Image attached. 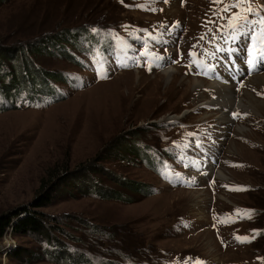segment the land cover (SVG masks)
Returning a JSON list of instances; mask_svg holds the SVG:
<instances>
[{
  "label": "rangeland",
  "instance_id": "374dc122",
  "mask_svg": "<svg viewBox=\"0 0 264 264\" xmlns=\"http://www.w3.org/2000/svg\"><path fill=\"white\" fill-rule=\"evenodd\" d=\"M145 3L149 0H0V84L13 75L27 80L26 72L34 69L56 85L53 100L0 110V216L31 206L56 186L50 203L38 211L49 234L71 253L84 252L87 259L94 253L104 264H264V104L260 113L224 125L220 113L206 106L213 82L185 74L176 64L177 49L180 63L193 59L190 51L199 57L201 51L202 61L226 67L228 54L216 51L223 49L217 28L226 21L214 11L222 5L151 0L148 8L135 7ZM261 5L264 0H253V6ZM88 24L97 26L75 33ZM55 33L58 45L35 48ZM148 33L152 37L145 41ZM145 44L163 57L151 71L149 57L142 55ZM228 44L233 51L248 50L250 40L241 36ZM250 74L240 77L248 88H236L242 98L245 90L256 97L246 95L249 106L250 96L264 102L259 96L264 84H249ZM262 74L264 67L253 72ZM194 79L205 85L200 93ZM209 136L220 158L215 183L207 177L195 185L183 174L185 183L174 185L164 175L167 168L158 171L167 160L171 172L182 173L181 156L192 153L194 138ZM238 186L244 190H233ZM119 194L125 200L115 197ZM237 209L251 210V219L238 218ZM251 234L258 235L255 241L235 239ZM3 241L13 248L0 253V264H65L47 256L41 234L12 229L0 247Z\"/></svg>",
  "mask_w": 264,
  "mask_h": 264
},
{
  "label": "trees",
  "instance_id": "16d2710c",
  "mask_svg": "<svg viewBox=\"0 0 264 264\" xmlns=\"http://www.w3.org/2000/svg\"><path fill=\"white\" fill-rule=\"evenodd\" d=\"M97 25L88 24L85 26H79L75 27L76 32L86 31L87 29L91 27H96ZM70 29H67V31L63 32H70ZM59 37L58 35H47L46 37L41 38L38 40V43L35 44V48H41V46H45L48 48V46H56L59 43ZM19 52L24 51V47H19L17 49ZM28 78L27 80H22L21 82H18L17 76L13 75L14 80H11L9 83H2L0 84V98H3L0 102V110H4L6 107H10L13 109L20 107L22 105L24 106H33L40 104L41 101L46 100L48 98H55V89H54V82L51 81L50 76L47 74H38L34 69H29L27 72ZM1 75V74H0ZM3 76V75H1ZM42 78V79H41ZM17 79V81H16ZM10 81V80H9ZM8 82V81H7ZM42 96V97H40ZM146 148V147H144ZM139 150V148H138ZM148 151V148L146 149ZM138 152V151H137ZM143 153V151L141 150ZM139 153V152H138ZM154 158L152 154H150V159ZM156 159V157H155ZM53 187L51 186L46 189L44 193L37 196L33 201L31 206H21L20 208L12 211V213H9L7 215H1L0 216V242L1 239L4 237L8 227L11 226L13 220L15 217H18L21 213L24 215L20 218H18L16 221H14V231L15 233H32V234H41L42 238L44 237L46 242L45 250L47 256L53 257L59 260L64 261L65 264H79V263H89L87 255L83 252L80 254V252H77L76 254L71 253L69 245L61 242L58 239H55L51 234H49V230H47L48 226L44 222L43 215H41L40 211H38L39 208L46 206L51 201V192L53 191ZM93 191H97L93 190ZM150 191V190H148ZM101 194V197H106L104 192ZM114 197V196H113ZM115 197H118L120 199L125 200L124 195L119 194ZM50 229V228H49ZM16 250V249H15ZM12 253V252H11ZM15 255L18 257L22 254V251H13ZM37 255L36 252L30 253V258H35ZM93 257L98 256L97 254H91ZM102 261H104L102 259ZM119 264H136L135 262H117ZM116 264V263H115Z\"/></svg>",
  "mask_w": 264,
  "mask_h": 264
},
{
  "label": "snow or ice",
  "instance_id": "6c2138e0",
  "mask_svg": "<svg viewBox=\"0 0 264 264\" xmlns=\"http://www.w3.org/2000/svg\"><path fill=\"white\" fill-rule=\"evenodd\" d=\"M122 2V0H121ZM151 0H149V3ZM167 2V0H165ZM149 3L135 5V7L139 8H148ZM212 4L214 6L222 5V7H218L214 11V15L219 20L226 21L225 23L219 24L217 31L221 33L227 32V37H222L225 39H231L232 41L238 40L241 36H247L250 40V47L248 49V55L250 56V59L248 60V64L252 67L255 66V64L259 61H264V5H261L260 7L253 6V0H212ZM232 9H236V11H232ZM152 11H156L155 8H151ZM228 14V15H225ZM208 23L216 24V20H211ZM173 27H179V22H176V24L173 25ZM93 32H96L97 29H92ZM140 31H146V30H140ZM212 29L209 28L208 32H211ZM208 33H204L200 39H206ZM149 37H152L151 33H148V37H145V41ZM216 37L213 36V40H215ZM212 42V41H210ZM195 47V46H194ZM222 49L217 46L216 51H221ZM208 55H215V52H208V50H204ZM142 55L149 57V63H148V69L151 71L153 64L157 61L163 59V57L159 56L155 52H151L147 49V45L145 44V51L142 53ZM189 56L192 57V64H196L198 67L204 69L202 73L199 74H207V69L211 67L210 65L206 64L204 61L199 59V54H197L195 51H190ZM178 62V61H177ZM192 64H189L188 67L191 68ZM101 68H103V65H101ZM101 78H106V76H101ZM232 115L236 118L240 117V113L234 112ZM246 115V114H245ZM164 175L167 178H171L169 173H164ZM179 176V174H177ZM228 187V186H225ZM233 190H244L242 187H236ZM243 213V215H242ZM236 216L238 218H248L251 219V210H236ZM226 220H232L231 214H226L225 217ZM255 231V230H254ZM249 237H241L236 236L235 239L241 243L245 242H251V239ZM264 259V258H261ZM187 264V262H186ZM195 264H204L203 261L196 260Z\"/></svg>",
  "mask_w": 264,
  "mask_h": 264
},
{
  "label": "bare ground",
  "instance_id": "6f19581e",
  "mask_svg": "<svg viewBox=\"0 0 264 264\" xmlns=\"http://www.w3.org/2000/svg\"><path fill=\"white\" fill-rule=\"evenodd\" d=\"M71 58V57H70ZM239 66H241L240 62L238 63L237 67H236V72L235 75L233 74V77L231 75L228 74L227 78H224L226 83L220 82V81H215L213 82L211 85L212 86L211 89H209V86H207L206 88H208L209 90H211L210 94H208L205 99H207V105L206 106H210L213 107L215 110H217V113L219 112L220 115L218 118H220V122L223 123L224 125H230V116L228 117V115H226L229 111H232L235 107L237 108H243V110L245 112H250V113H260L262 110V105L264 104V102H262L261 100L255 99L256 97L250 93L247 92L246 90L244 91V94H252L253 96H250L248 99V103L250 104V106L248 104H246L243 99H246V95L242 96L238 95L236 92V88L238 87L237 82H236V78H234V76L238 75L239 72H241V70L239 69ZM168 70V69H165ZM164 70V71H165ZM171 70L167 71L166 73H170ZM264 74L262 75H256L253 76L252 78H249V84H264ZM262 76V77H261ZM259 77H261L260 79H258ZM263 82V83H262ZM204 83V82H203ZM202 82L198 81L197 79L193 80V87L195 91H198L200 93V89L205 86V85H201ZM236 85V87H235ZM227 88V89H226ZM200 96V94H199ZM227 96V97H226ZM226 97V98H225ZM237 99V105H235V100ZM242 100V101H241ZM235 105V106H234ZM234 106V107H233ZM253 109V110H252ZM223 115V117H222ZM240 125V124H239ZM238 125V129L239 127L241 129L242 126ZM240 130V129H239ZM222 170H219V172L217 173V175L221 178H225L226 176H224L221 173ZM215 173V171H214ZM216 175V174H215ZM225 181V180H224ZM202 202H206V199H203ZM223 262V261H222Z\"/></svg>",
  "mask_w": 264,
  "mask_h": 264
},
{
  "label": "built area",
  "instance_id": "2783aa9c",
  "mask_svg": "<svg viewBox=\"0 0 264 264\" xmlns=\"http://www.w3.org/2000/svg\"><path fill=\"white\" fill-rule=\"evenodd\" d=\"M24 214L23 213H21L18 217H15L14 218V220H13V222H12V224H11V226L10 227H8V229L7 230H12V229H14V225H15V223H14V221H16L18 218H20V217H22ZM6 233H7V231H6ZM2 243H4L5 245H2L1 247H0V253L1 252H4L5 254H7V253H9V252H11L12 251V244H10V242H8V241H3ZM1 243V244H2ZM5 248V249H4ZM80 264H87V263H85V262H83V263H80Z\"/></svg>",
  "mask_w": 264,
  "mask_h": 264
},
{
  "label": "water",
  "instance_id": "95a60500",
  "mask_svg": "<svg viewBox=\"0 0 264 264\" xmlns=\"http://www.w3.org/2000/svg\"><path fill=\"white\" fill-rule=\"evenodd\" d=\"M14 108V107H13Z\"/></svg>",
  "mask_w": 264,
  "mask_h": 264
}]
</instances>
